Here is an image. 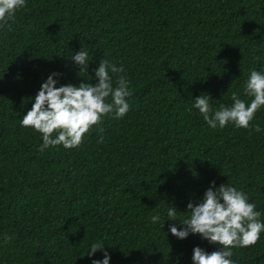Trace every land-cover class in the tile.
I'll return each mask as SVG.
<instances>
[{
  "label": "trees",
  "instance_id": "trees-1",
  "mask_svg": "<svg viewBox=\"0 0 264 264\" xmlns=\"http://www.w3.org/2000/svg\"><path fill=\"white\" fill-rule=\"evenodd\" d=\"M9 23L0 27V264H92L103 251L87 252L101 241L110 264H193L194 247L219 246L169 226L185 227L187 204L212 181L247 194L264 223V106L250 122L259 133L213 129L193 107L201 94L214 110L233 92L250 102L244 83L264 73V0H26ZM82 47L87 72L71 59ZM102 58L123 65L129 112L103 117L78 148L40 151L41 134L20 121L42 83L58 72L57 87L95 84ZM173 206L177 221L166 218ZM232 251L234 264H264V231Z\"/></svg>",
  "mask_w": 264,
  "mask_h": 264
},
{
  "label": "clouds",
  "instance_id": "clouds-1",
  "mask_svg": "<svg viewBox=\"0 0 264 264\" xmlns=\"http://www.w3.org/2000/svg\"><path fill=\"white\" fill-rule=\"evenodd\" d=\"M24 7L26 0H0V27L10 28L9 22L14 21L16 12ZM71 59L80 71L87 72L90 59L83 47ZM94 72L95 84L81 82L78 86L69 83L57 87L58 80L54 77L61 75L58 72L51 73L42 83L32 107L20 121L21 127L41 134L43 143L39 146L40 151L61 144L66 149L78 148L85 134L93 126L100 125L103 117L111 114L120 119L129 112L127 98L132 91L126 74H122L125 72L123 65L118 67L102 58ZM243 92L251 98L250 102L233 92L230 107L221 105L214 110L209 103L210 96L201 94L194 98L193 107L213 129L217 126L224 128L231 123L237 128L259 133V124L250 125V122L264 106V73L252 70L244 83ZM99 132H103V129L99 128ZM99 142H103V136H100ZM187 210L190 215L179 221L185 227L178 229L172 224L169 226L170 232L178 239H185L190 233L199 234L210 244L219 246V250L210 253L199 246L194 247L193 264H234L232 250L255 245L264 231V223L259 219L261 212L256 210L255 203H250L247 194L229 183L217 187L215 181L210 182L202 200L198 203L190 201ZM166 218L177 221L174 206L168 208ZM160 221L159 214L151 216L153 224ZM10 240L11 237L6 235L5 241ZM104 246L102 241L90 245L87 252L89 257L98 250L103 251V259L92 260V264H110V254Z\"/></svg>",
  "mask_w": 264,
  "mask_h": 264
}]
</instances>
